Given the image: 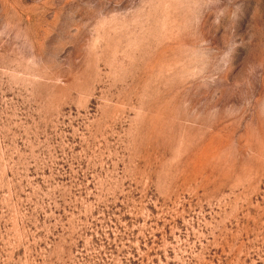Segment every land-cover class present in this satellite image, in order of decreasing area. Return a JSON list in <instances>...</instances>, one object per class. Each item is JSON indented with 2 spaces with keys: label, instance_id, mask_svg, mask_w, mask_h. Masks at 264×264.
Returning a JSON list of instances; mask_svg holds the SVG:
<instances>
[{
  "label": "rangeland",
  "instance_id": "1",
  "mask_svg": "<svg viewBox=\"0 0 264 264\" xmlns=\"http://www.w3.org/2000/svg\"><path fill=\"white\" fill-rule=\"evenodd\" d=\"M0 264H264V0H0Z\"/></svg>",
  "mask_w": 264,
  "mask_h": 264
}]
</instances>
